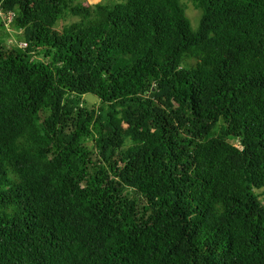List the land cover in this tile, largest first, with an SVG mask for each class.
<instances>
[{"label":"trees","instance_id":"obj_1","mask_svg":"<svg viewBox=\"0 0 264 264\" xmlns=\"http://www.w3.org/2000/svg\"><path fill=\"white\" fill-rule=\"evenodd\" d=\"M191 1L0 0V264H264V0Z\"/></svg>","mask_w":264,"mask_h":264},{"label":"rangeland","instance_id":"obj_2","mask_svg":"<svg viewBox=\"0 0 264 264\" xmlns=\"http://www.w3.org/2000/svg\"><path fill=\"white\" fill-rule=\"evenodd\" d=\"M82 1L85 3L92 4V3L99 2V1L112 3V2L118 1V0H82ZM181 1L185 5L186 14L190 18L192 24L196 27L198 25V21H199L201 11L196 7V5L191 0H181ZM76 19H77V17H72V16H68L67 18L59 19V21L56 24V27H57V29H61L65 23H68V22L76 20ZM21 33H22L21 30H16L13 27V25L0 26V34L1 35L6 34L8 43H15V42L18 43L20 40L23 41L24 39L21 38V36H20ZM83 103H84V105H87L89 107H94V106L98 105L99 98L93 96L92 94H87L84 96ZM233 142H235V141L233 140ZM90 143H92V142H90ZM259 197L264 202V194H262L260 192Z\"/></svg>","mask_w":264,"mask_h":264},{"label":"built area","instance_id":"obj_3","mask_svg":"<svg viewBox=\"0 0 264 264\" xmlns=\"http://www.w3.org/2000/svg\"><path fill=\"white\" fill-rule=\"evenodd\" d=\"M0 14H2V12L0 11ZM13 13L12 12H8L7 16H6V23H10V21L12 20L13 18ZM20 46H26V42H20Z\"/></svg>","mask_w":264,"mask_h":264},{"label":"clouds","instance_id":"obj_4","mask_svg":"<svg viewBox=\"0 0 264 264\" xmlns=\"http://www.w3.org/2000/svg\"><path fill=\"white\" fill-rule=\"evenodd\" d=\"M1 11V10H0ZM2 12V14H0V17H4L5 18V21L7 20L6 19V16H7V14H5L3 11H1ZM10 12H12L13 13V11H10ZM9 24V23H8ZM7 26H9V25H7ZM20 42H25V41H19V45H20Z\"/></svg>","mask_w":264,"mask_h":264}]
</instances>
